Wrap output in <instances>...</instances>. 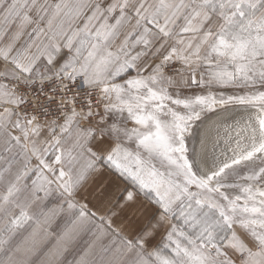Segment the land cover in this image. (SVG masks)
I'll use <instances>...</instances> for the list:
<instances>
[{
  "label": "snow or ice",
  "instance_id": "obj_1",
  "mask_svg": "<svg viewBox=\"0 0 264 264\" xmlns=\"http://www.w3.org/2000/svg\"><path fill=\"white\" fill-rule=\"evenodd\" d=\"M0 264H264V0H0Z\"/></svg>",
  "mask_w": 264,
  "mask_h": 264
}]
</instances>
